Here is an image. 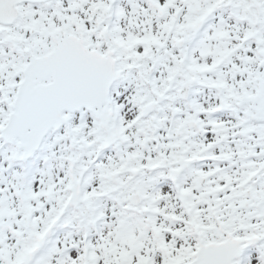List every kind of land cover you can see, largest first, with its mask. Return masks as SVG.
Wrapping results in <instances>:
<instances>
[{"label": "snow or ice", "instance_id": "1", "mask_svg": "<svg viewBox=\"0 0 264 264\" xmlns=\"http://www.w3.org/2000/svg\"><path fill=\"white\" fill-rule=\"evenodd\" d=\"M0 264H264V0H0Z\"/></svg>", "mask_w": 264, "mask_h": 264}]
</instances>
